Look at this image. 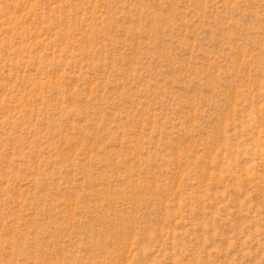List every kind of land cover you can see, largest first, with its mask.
<instances>
[{
	"label": "rangeland",
	"instance_id": "rangeland-1",
	"mask_svg": "<svg viewBox=\"0 0 264 264\" xmlns=\"http://www.w3.org/2000/svg\"><path fill=\"white\" fill-rule=\"evenodd\" d=\"M0 264H264V0H0Z\"/></svg>",
	"mask_w": 264,
	"mask_h": 264
}]
</instances>
